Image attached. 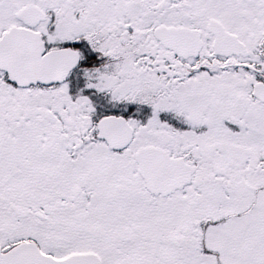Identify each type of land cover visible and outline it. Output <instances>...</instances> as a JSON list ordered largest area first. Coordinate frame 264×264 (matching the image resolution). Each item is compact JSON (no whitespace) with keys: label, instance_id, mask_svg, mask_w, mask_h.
<instances>
[{"label":"snow or ice","instance_id":"snow-or-ice-1","mask_svg":"<svg viewBox=\"0 0 264 264\" xmlns=\"http://www.w3.org/2000/svg\"><path fill=\"white\" fill-rule=\"evenodd\" d=\"M0 264H264V0H0Z\"/></svg>","mask_w":264,"mask_h":264}]
</instances>
